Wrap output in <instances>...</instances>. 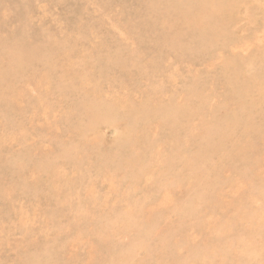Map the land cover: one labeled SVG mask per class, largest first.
<instances>
[{
  "label": "rangeland",
  "instance_id": "rangeland-1",
  "mask_svg": "<svg viewBox=\"0 0 264 264\" xmlns=\"http://www.w3.org/2000/svg\"><path fill=\"white\" fill-rule=\"evenodd\" d=\"M0 264H264V0H0Z\"/></svg>",
  "mask_w": 264,
  "mask_h": 264
}]
</instances>
